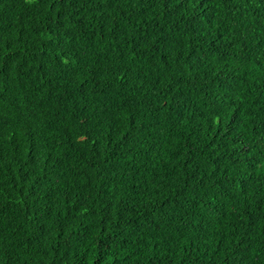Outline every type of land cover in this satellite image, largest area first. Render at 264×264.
Instances as JSON below:
<instances>
[{
    "label": "trees",
    "instance_id": "trees-1",
    "mask_svg": "<svg viewBox=\"0 0 264 264\" xmlns=\"http://www.w3.org/2000/svg\"><path fill=\"white\" fill-rule=\"evenodd\" d=\"M0 264H264V0H0Z\"/></svg>",
    "mask_w": 264,
    "mask_h": 264
}]
</instances>
